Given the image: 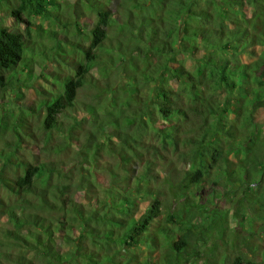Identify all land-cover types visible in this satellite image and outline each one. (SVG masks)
I'll list each match as a JSON object with an SVG mask.
<instances>
[{
  "label": "trees",
  "instance_id": "1",
  "mask_svg": "<svg viewBox=\"0 0 264 264\" xmlns=\"http://www.w3.org/2000/svg\"><path fill=\"white\" fill-rule=\"evenodd\" d=\"M0 17V264H264V0Z\"/></svg>",
  "mask_w": 264,
  "mask_h": 264
},
{
  "label": "rangeland",
  "instance_id": "2",
  "mask_svg": "<svg viewBox=\"0 0 264 264\" xmlns=\"http://www.w3.org/2000/svg\"><path fill=\"white\" fill-rule=\"evenodd\" d=\"M60 1H63V0H60ZM3 3V1H2ZM68 2L65 1V4H67ZM64 7H66V5H61V8L63 9ZM115 8V7H114ZM113 8V9H114ZM79 18V17H78ZM77 18V20H82L84 23L87 22V19L82 16L80 17L79 19ZM1 17H0V21H1ZM35 21H40L38 19H34ZM3 21L7 22L6 20L3 19ZM44 58L43 55H40V57L38 58L40 61ZM37 81V80H36ZM36 84H40L42 82V80L36 82ZM45 83V85H48L49 83H46V82H43ZM255 114L256 116L258 117L257 120L261 121V125L264 124V101L262 102H258L255 104ZM263 128V127H262ZM204 202V198L203 199H200ZM225 202V201H224ZM223 201H220V200H216V199H212L210 202L206 201V205L207 206H214V207H218V211H224L225 210V207L223 204H224ZM228 208V213H227V218H228V225L231 227V228H236L238 230V233H239V236H243L245 235V231L242 227H239L238 225V221L236 220V218L234 217V209H232L231 205L228 204L227 206ZM255 227L257 228V226L255 225ZM264 234V233H263ZM264 238V237H263ZM212 240V239H211ZM212 243H216L217 245H219V243L221 244L219 238H217V236L214 237V239L212 241H210L209 245L210 247H213ZM216 249H218V247H214ZM219 248H220V245H219ZM219 250V249H218ZM231 251V250H230ZM197 264H204V262L201 260V261H198Z\"/></svg>",
  "mask_w": 264,
  "mask_h": 264
}]
</instances>
